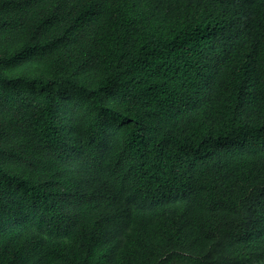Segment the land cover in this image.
I'll return each instance as SVG.
<instances>
[{
  "label": "trees",
  "instance_id": "1",
  "mask_svg": "<svg viewBox=\"0 0 264 264\" xmlns=\"http://www.w3.org/2000/svg\"><path fill=\"white\" fill-rule=\"evenodd\" d=\"M0 264H264V0H0Z\"/></svg>",
  "mask_w": 264,
  "mask_h": 264
}]
</instances>
